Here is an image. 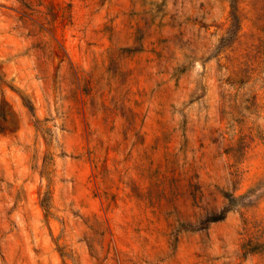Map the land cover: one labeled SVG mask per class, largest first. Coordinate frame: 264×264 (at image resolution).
Here are the masks:
<instances>
[{
  "label": "rangeland",
  "instance_id": "374dc122",
  "mask_svg": "<svg viewBox=\"0 0 264 264\" xmlns=\"http://www.w3.org/2000/svg\"><path fill=\"white\" fill-rule=\"evenodd\" d=\"M0 264H264V0H0Z\"/></svg>",
  "mask_w": 264,
  "mask_h": 264
}]
</instances>
